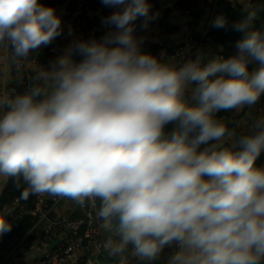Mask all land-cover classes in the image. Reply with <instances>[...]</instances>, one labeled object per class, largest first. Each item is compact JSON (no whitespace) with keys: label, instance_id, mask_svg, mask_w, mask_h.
<instances>
[{"label":"clouds","instance_id":"1","mask_svg":"<svg viewBox=\"0 0 264 264\" xmlns=\"http://www.w3.org/2000/svg\"><path fill=\"white\" fill-rule=\"evenodd\" d=\"M101 3L116 9L102 40L76 42L23 93L0 95V176L22 178V196L99 200L100 227L119 237L103 242L109 255L131 245L149 264L165 248L166 264H264V116L231 147L216 117L264 95L255 11L232 25L236 54L176 63L141 51L136 21L147 29L158 16L149 0ZM226 25L223 15L212 23ZM61 33L40 0H0V45L18 60ZM10 214L0 208V235L12 229Z\"/></svg>","mask_w":264,"mask_h":264},{"label":"built area","instance_id":"2","mask_svg":"<svg viewBox=\"0 0 264 264\" xmlns=\"http://www.w3.org/2000/svg\"><path fill=\"white\" fill-rule=\"evenodd\" d=\"M43 0H40V3ZM95 10L86 9L88 16L95 14ZM182 16V15H181ZM189 20V16H183ZM79 22V21H78ZM77 30L86 38V35L93 34L94 31H86L85 24H77ZM182 42L173 53H168L162 48L158 56L164 53V57L176 58L191 48H197L200 42L193 39L188 29L181 31ZM161 47L163 43L159 42ZM62 45V38L55 45L50 47L54 58L57 57ZM6 48L10 56L14 74L13 82L8 88L7 95L14 96L23 93L19 86L25 84L30 76V68L26 60H18L13 56L11 46L6 42ZM221 56L224 57L223 53ZM38 62V61H37ZM67 197L52 196L47 193L36 195L33 206L26 200L27 196L15 200L11 214L7 217L12 225L11 230L18 229L19 221L25 214L32 216V226L29 231L19 232V236L13 238L7 247H2L0 242V255L2 259L14 256H26L34 250L41 251L35 264H98L99 257L107 253L103 248V242L108 238L104 229L100 227L101 221L97 217L100 201L97 200L95 206L90 201H85L83 205L78 204V214L70 216L66 214H55L56 208ZM4 237L0 235V240ZM59 243L52 249L48 247L56 240ZM77 257L78 260H74Z\"/></svg>","mask_w":264,"mask_h":264},{"label":"trees","instance_id":"3","mask_svg":"<svg viewBox=\"0 0 264 264\" xmlns=\"http://www.w3.org/2000/svg\"><path fill=\"white\" fill-rule=\"evenodd\" d=\"M67 0H43L41 4L56 8L60 5H63L66 3ZM149 3L151 4V12L156 13L159 8V0H149ZM101 0H70L69 3L66 6L65 12H64V18L67 19H74L77 21V24H85V30L86 31H94V20L93 18L89 17L86 13V9H92L97 10L98 7L101 5ZM209 4L207 0H178L173 8V10L168 9L164 11L161 23L164 28V32L162 33V40L163 47H161L160 43H151L147 42L144 45V52L150 53L152 55L158 56L159 51L164 48L168 53H173L174 50H171L166 45V38L176 31H178L179 27L174 26L171 27L173 23L172 13L176 11L178 14L182 16H189V20H187V28L189 35L197 40L198 42L202 43L207 38H214L217 40L222 46H224L225 50L223 52V55L225 58L234 55L237 53V49L235 47V43L238 39L241 38V34L233 31L232 25L236 22L244 19V17L247 16L249 11H255L256 17L253 21L252 26L255 29H259L261 31H264V0H251V7L245 8L241 4H233L228 0H216L215 4L212 7V16L209 22H207L206 18V6ZM110 10V7H106L102 12V15L104 18H106L108 11ZM79 12V16L76 17L75 14ZM223 15L227 20V25L225 28H214L212 26L213 20L217 17ZM79 21V22H78ZM140 20L136 21L137 28H136V35L137 37H141L146 29L140 28ZM154 23V20L149 24L152 25ZM148 26V27H149ZM109 31L106 29L102 31H97L93 34L86 35L87 40L95 39V40H102L105 35ZM179 32V31H178ZM61 35L56 37L49 45L42 46L37 53L35 54V57L38 60V63L40 65H47L50 64L51 61H53L54 55L50 51V47L58 43L60 40ZM229 43H232L231 46H228ZM30 54V56L32 55ZM83 57L79 55L78 53L73 54V60L77 63H79ZM36 71L31 70L30 76L26 79L25 84H22L19 86V90L21 92H24L27 90L32 84L34 83L33 77L35 76ZM186 99L191 103L190 95L186 94ZM230 111H221L216 114L217 119L222 121L224 117H227L230 115ZM172 128V125L167 126L166 131H170ZM225 147H230L229 145H226ZM264 153L261 154L259 159L256 161V165L258 167L261 166V163L263 161ZM25 191H28V186L26 183L22 180V178H9V180L6 183V186L0 195V208L8 207L12 208L14 205L15 200L22 198V193ZM36 194H29L27 195L26 202L33 206L35 201ZM32 226V216L30 214H25L23 218L19 221V227L18 229L11 230L10 232H7L4 234V237L0 240L2 247H7L8 243L11 239L19 236V232L21 231H29V229ZM132 246L129 245L128 248L121 254L116 255L114 260H118L121 257L123 258L128 252L132 250ZM173 249L172 248H165L163 252L161 253L160 257L152 261L151 264H166L168 257L172 254ZM134 264H149L147 261L139 260Z\"/></svg>","mask_w":264,"mask_h":264},{"label":"crops","instance_id":"4","mask_svg":"<svg viewBox=\"0 0 264 264\" xmlns=\"http://www.w3.org/2000/svg\"><path fill=\"white\" fill-rule=\"evenodd\" d=\"M70 0H67L65 4L60 5L55 8L56 15L61 18V28L62 33V45L61 49L57 55V57L64 54L65 50L70 46L74 45L78 41H84V38L80 32L77 30V21L74 19H65L64 12L67 4ZM178 0H159V8L156 13H158L157 18L154 20V23L150 25L145 33L140 37L143 42L141 44V51L144 52V45L147 42L151 43H159L162 40V33L164 32V28L162 26L161 20L164 14V11L171 9L173 10L176 2ZM209 4L206 6V18L207 22L211 19L212 16V7L215 4L216 0H207ZM233 4H241L245 8L251 7V0H228ZM105 9V6L101 4L96 10L95 14L89 16L94 20V33L97 31H102L106 29L102 24V20L104 19L102 12ZM116 9L110 7L107 15H111L113 11ZM180 15V14H179ZM177 26L179 27L178 31L171 33L166 38V45L171 50H176L178 46L182 42L181 31H185L187 28V21L184 24L178 25L174 22L171 27ZM110 31L109 28H107ZM225 48L222 46L217 40L214 38H207L204 42L201 43L200 46L195 48L194 52L190 53L188 50L185 53H182L180 56L176 58H167L164 57V60L167 61L169 59L174 60L176 63H183L188 59H195L198 54H203V63H206L210 58L215 55H221L224 52ZM56 57V58H57ZM55 58V59H56ZM54 59V60H55ZM37 58L35 54H32L29 59H26V63L31 70L36 71L40 66L48 67L47 65H40L37 62ZM13 74L14 69L5 45H0V95H7L8 88L11 86L13 82ZM187 94V93H186ZM264 116V95L260 97L257 103L251 107L245 106L241 110H231L230 115L224 117L221 122L225 124L229 131L233 133L232 137H228L227 135L224 138L223 146L229 145L230 147L241 137L249 134L251 125L254 120ZM261 166H264V157L261 163ZM10 177L0 176V195L2 194L7 181ZM78 203L70 198L64 199L61 204L56 208V216L61 214H66L70 216H75L78 214ZM107 233V232H106ZM114 234V233H113ZM107 236V235H106ZM109 237V236H108ZM55 247V246H54ZM53 247V248H54ZM52 248V249H53ZM41 251L34 250L30 254L26 256H14L8 259L0 260V264H35L38 259ZM116 255H109L107 252L103 256L99 257L98 264H134L137 261L141 260L138 256L134 254V249L128 252L123 258L121 257L117 261L114 260ZM76 260L77 257H76ZM72 264V263H68Z\"/></svg>","mask_w":264,"mask_h":264},{"label":"water","instance_id":"5","mask_svg":"<svg viewBox=\"0 0 264 264\" xmlns=\"http://www.w3.org/2000/svg\"><path fill=\"white\" fill-rule=\"evenodd\" d=\"M79 14H80V13L77 12V13L75 14V16L78 17ZM172 18H173L174 22H175L176 24H178V25H182V24H184L185 21H186L185 18H184L183 16L179 15L176 11H174V12L172 13ZM84 41H87V39H84ZM231 45H232V43H229V44H228V46H231ZM194 50H195L194 48H191V49H190V53L194 52ZM59 241H60V239L54 241V242L48 247V250H52V248H53L54 246H56V245L59 243ZM0 260H2V255H0ZM74 260H76V257H74Z\"/></svg>","mask_w":264,"mask_h":264},{"label":"rangeland","instance_id":"6","mask_svg":"<svg viewBox=\"0 0 264 264\" xmlns=\"http://www.w3.org/2000/svg\"><path fill=\"white\" fill-rule=\"evenodd\" d=\"M106 235L107 236H112V238H114V239H119V237L116 236L115 234H113L112 232H107Z\"/></svg>","mask_w":264,"mask_h":264}]
</instances>
